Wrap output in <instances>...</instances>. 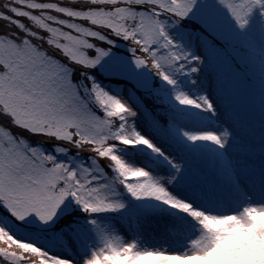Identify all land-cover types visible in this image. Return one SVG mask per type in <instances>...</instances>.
Returning a JSON list of instances; mask_svg holds the SVG:
<instances>
[{
    "label": "snow or ice",
    "instance_id": "6c2138e0",
    "mask_svg": "<svg viewBox=\"0 0 264 264\" xmlns=\"http://www.w3.org/2000/svg\"><path fill=\"white\" fill-rule=\"evenodd\" d=\"M253 211L264 0H0V264H177Z\"/></svg>",
    "mask_w": 264,
    "mask_h": 264
},
{
    "label": "rangeland",
    "instance_id": "374dc122",
    "mask_svg": "<svg viewBox=\"0 0 264 264\" xmlns=\"http://www.w3.org/2000/svg\"><path fill=\"white\" fill-rule=\"evenodd\" d=\"M259 83V61L256 62ZM253 223L244 226L228 219L210 227L221 235L205 256L179 261L177 264H264V212L250 213Z\"/></svg>",
    "mask_w": 264,
    "mask_h": 264
},
{
    "label": "clouds",
    "instance_id": "9594fccd",
    "mask_svg": "<svg viewBox=\"0 0 264 264\" xmlns=\"http://www.w3.org/2000/svg\"><path fill=\"white\" fill-rule=\"evenodd\" d=\"M205 223H206L209 227H212V226H214L215 224L219 223V221H218V220L211 219V218H206V219H205Z\"/></svg>",
    "mask_w": 264,
    "mask_h": 264
}]
</instances>
